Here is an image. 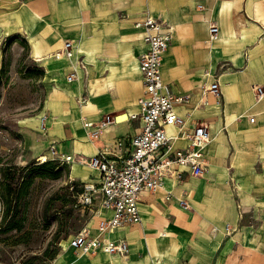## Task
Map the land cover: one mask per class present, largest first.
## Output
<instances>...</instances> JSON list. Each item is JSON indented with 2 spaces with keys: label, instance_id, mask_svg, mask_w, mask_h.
Listing matches in <instances>:
<instances>
[{
  "label": "crops",
  "instance_id": "0c3cea01",
  "mask_svg": "<svg viewBox=\"0 0 264 264\" xmlns=\"http://www.w3.org/2000/svg\"><path fill=\"white\" fill-rule=\"evenodd\" d=\"M147 17L162 22L171 36L161 78L174 96L188 98L176 110L188 125L205 124L210 132L206 172L199 178L183 176L190 178L196 198L192 208L187 190L179 193L191 207L175 210L183 238L169 243L158 237L160 209L151 198L173 195L172 182L179 180L167 179L164 189L142 195L141 225L117 233L129 242L127 256L80 257L67 242L65 250L73 256L67 264H264V100L257 102L252 90L253 85L264 86V0H0V47L4 40L20 37L30 57L44 67L65 62L56 67L64 82L48 96L36 123L58 155L72 157L74 180L98 182L99 173L86 162L100 152L125 156L140 132V121L131 116L139 112L144 92L139 59L146 48L135 23ZM212 24L220 29L217 40L211 39ZM66 42L74 46L71 60L64 54ZM73 72L77 77L70 83ZM216 82L221 97L204 95ZM85 88L92 97L83 104ZM105 115L117 121L92 142L84 123ZM42 117L47 118L46 131ZM167 132L178 136L180 130L169 127ZM175 145L185 148L187 142ZM231 179L238 182L235 193L229 188ZM91 217L88 226L95 228ZM149 239H154L153 248ZM167 245L179 246L181 252L164 258ZM251 246L253 250L246 248Z\"/></svg>",
  "mask_w": 264,
  "mask_h": 264
},
{
  "label": "rangeland",
  "instance_id": "374dc122",
  "mask_svg": "<svg viewBox=\"0 0 264 264\" xmlns=\"http://www.w3.org/2000/svg\"><path fill=\"white\" fill-rule=\"evenodd\" d=\"M62 64L65 62L58 65ZM56 67H44L30 57L28 45L20 37L1 44L0 264H66L73 257L65 250L68 240L92 221L91 213L78 204L82 183L73 179L71 163L52 155L54 144L48 143V135L41 134L36 123L48 96L64 82ZM79 82L84 85L85 80ZM91 97L85 88L83 103ZM44 156L47 161H43ZM191 183L190 178L182 177L172 182L174 193L170 197L166 192L152 195L151 203L160 209L156 217L161 226L158 237L169 243L185 236L175 210H183L179 199L183 190L190 194L193 208L196 198ZM237 184L230 180L234 193ZM149 242L153 248L154 239ZM246 248L253 250L252 246ZM180 252L179 246L167 245L168 257L164 258L172 259Z\"/></svg>",
  "mask_w": 264,
  "mask_h": 264
},
{
  "label": "built area",
  "instance_id": "2783aa9c",
  "mask_svg": "<svg viewBox=\"0 0 264 264\" xmlns=\"http://www.w3.org/2000/svg\"><path fill=\"white\" fill-rule=\"evenodd\" d=\"M135 28L143 32L145 51L140 55V71L143 76L144 92L139 100V112L131 116L140 121V132L130 144L131 150L121 157L112 158L100 152L86 164L99 173L98 182L82 184L78 193V204L88 210L96 219V227L87 226L68 240V247L80 257L104 253L110 256H127L129 242L117 233L142 223L140 212L141 197L144 193H155L166 186L167 179L179 180L188 173L192 177H202L206 172V148L212 138L205 124L193 123L176 110L177 104L188 101L186 96H174L161 78L162 59L169 48L171 36L159 20L147 17L135 23ZM211 39L217 40L220 29L216 24L210 27ZM64 54L68 59L75 56L72 42L64 44ZM76 73L68 76V82L76 80ZM256 101L264 100V86L253 85ZM216 99L221 97L219 83H213L204 91ZM46 117L41 118V127L46 131ZM117 121L105 115L97 122H85L88 137L92 142L100 139L102 132ZM180 130L178 136H169L167 129ZM179 140L187 142L185 148H177ZM123 147V143L118 144ZM52 155L69 163L72 157L58 155L52 148ZM171 196V193L168 194ZM183 208L190 209L186 200H181ZM227 226V232H230Z\"/></svg>",
  "mask_w": 264,
  "mask_h": 264
},
{
  "label": "bare ground",
  "instance_id": "6f19581e",
  "mask_svg": "<svg viewBox=\"0 0 264 264\" xmlns=\"http://www.w3.org/2000/svg\"><path fill=\"white\" fill-rule=\"evenodd\" d=\"M79 48H81V46L79 47ZM87 55V54H86ZM79 58H81V57H79ZM76 63V65L77 66H79L80 65V67H83L84 68V66L83 65H81V63L80 62H75ZM134 63V62H133ZM75 65V64H74ZM132 68H135V66L133 67L132 66ZM131 68V69H132ZM130 69V70H131ZM87 72V71H86ZM110 85H112V82H110L109 83ZM76 90V89H75ZM77 92H78V95H79V92L81 91V86L80 85H77V90H76ZM74 94H76V92L74 93ZM72 95V94H71ZM81 97V96H80ZM81 99V98H80ZM81 101V100H80ZM92 101V100H91ZM93 103V102H92ZM92 103L91 102H89V106H92ZM81 104V103H80ZM84 104V103H83ZM124 116V115H123ZM42 159H43V161H47V157H42ZM75 262V261H74ZM67 264V263H66Z\"/></svg>",
  "mask_w": 264,
  "mask_h": 264
},
{
  "label": "trees",
  "instance_id": "16d2710c",
  "mask_svg": "<svg viewBox=\"0 0 264 264\" xmlns=\"http://www.w3.org/2000/svg\"><path fill=\"white\" fill-rule=\"evenodd\" d=\"M11 228H13V226H12V227H10V229H11Z\"/></svg>",
  "mask_w": 264,
  "mask_h": 264
}]
</instances>
